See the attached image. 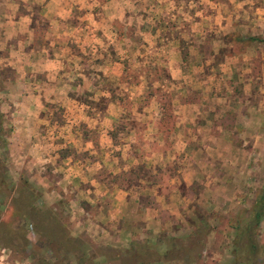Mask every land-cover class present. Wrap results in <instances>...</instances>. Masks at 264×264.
<instances>
[{
	"label": "clouds",
	"instance_id": "obj_1",
	"mask_svg": "<svg viewBox=\"0 0 264 264\" xmlns=\"http://www.w3.org/2000/svg\"><path fill=\"white\" fill-rule=\"evenodd\" d=\"M0 264H264V0H0Z\"/></svg>",
	"mask_w": 264,
	"mask_h": 264
}]
</instances>
